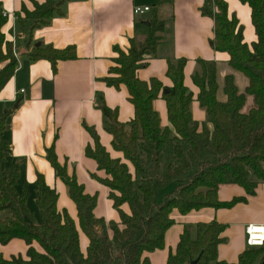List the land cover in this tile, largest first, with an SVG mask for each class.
I'll return each instance as SVG.
<instances>
[{"label":"trees","instance_id":"trees-1","mask_svg":"<svg viewBox=\"0 0 264 264\" xmlns=\"http://www.w3.org/2000/svg\"><path fill=\"white\" fill-rule=\"evenodd\" d=\"M34 3V10L23 8L17 22L25 32L24 45L31 43L33 29L47 25L54 13H61L60 0ZM250 8L251 23L256 40L249 46L243 41L242 27L237 18L228 15L223 0H205L201 13L213 19L211 47L226 52L229 65L242 72L248 85L239 92L233 76L224 78L225 101L216 97V62L197 59L191 74L198 88L196 101L206 115V123L199 126L193 119V94L183 82L184 58L167 62L166 76L172 85L165 86L157 78L149 81L137 77V69L145 66L146 56H153L163 40L164 20L158 11L148 19V30L141 38L133 37L127 52L119 51L116 65L109 68L104 80L109 86L124 84L134 116L119 122L117 109L109 108L101 94L96 107L104 116L105 130L112 135V147L123 158L111 157L91 127L94 146H87L85 154L94 159L105 176L97 179L109 189V198L118 211L119 222H106L96 217L93 209L96 195L84 192L65 164H60L54 145L46 156L55 175L66 185L70 199L76 206L80 230L87 236L83 253L74 219L65 209L58 210V193L37 175L35 203L41 222L34 223L27 207L29 189L19 181L18 167L11 162L9 143L1 138L5 118L0 115V243L13 238L26 245L25 257L13 255L0 264H150L145 252L163 248L164 233L171 226L170 213L177 209L185 214L203 207H230L244 198L228 202L218 200L217 188L223 183H235L253 194L258 183L264 182V0H240ZM16 15V13H15ZM7 17L0 9V91L13 76L18 64L13 55L12 41L1 31ZM26 24L27 27H26ZM32 60L45 58L56 71L57 60L75 58V49L50 45L33 48ZM253 105L243 111L247 96ZM165 101L168 125L162 126L153 101ZM18 184H23L21 190ZM170 189L161 200L156 199V188ZM127 204L129 212L121 209ZM195 236L183 230L175 252L169 254L166 264H264V245L247 246L235 263L217 259V245L221 242L223 223L215 220L195 225ZM111 231L109 236L108 231ZM36 242L39 249L33 246Z\"/></svg>","mask_w":264,"mask_h":264},{"label":"crops","instance_id":"crops-1","mask_svg":"<svg viewBox=\"0 0 264 264\" xmlns=\"http://www.w3.org/2000/svg\"><path fill=\"white\" fill-rule=\"evenodd\" d=\"M223 1L228 15H234L241 25L243 41L250 46L256 35L249 6L240 0ZM42 2L44 0H0L1 11L8 15L1 31L18 50L14 74L0 91V115L9 111L1 138L9 143V156L18 167L19 181L23 180L29 189L26 204L34 223L39 224L41 216L38 207H29L28 201L35 203V181L37 175H42L46 184L58 193V210L65 209L74 219L79 246L85 253L88 238L78 226L76 206L66 185L55 175L46 150L54 145L57 160L65 164L68 174L76 177L85 193L96 195L93 209L96 217L106 222H119L108 187L92 176L104 177L105 174L98 169L96 161L85 154L87 146H94V138L86 126L95 131L99 143L111 157L123 158L122 153L112 147V135L105 130L104 116L96 107L97 96L101 94L109 108L117 109L119 122L133 118L134 107L129 101L126 86H109L104 78L111 75L109 68L116 65L118 52H127L130 39H141L146 34L147 21L153 11H158L164 20L163 40L156 46L153 56H146L145 66L136 71L137 77L144 81L157 78L163 85L170 86L172 82L166 76L167 62L184 58L183 82L193 94L192 115L199 126L206 123L211 127V124L206 122L205 112L196 101L198 88L191 78L197 59L216 62V97L219 101L226 100L223 90L226 75L233 76L239 92L245 90L248 79L229 65L226 52L215 51L211 47L213 19L201 13L205 0H60L61 13H54L47 25L33 29L31 43L26 48V34L17 22V14L22 16L23 8L30 10L34 3ZM136 5H147L150 10L143 15H135L133 8ZM36 44L57 49L73 46L75 58L57 60L56 71L53 72L49 60L30 58L29 52L36 48ZM153 107L159 114L161 125H168L165 101L159 97L153 101ZM22 187L23 184H18L19 190ZM217 197L222 202L235 197L245 200L230 207H203L185 214L173 209L170 213L173 223L164 233L163 248L144 253L149 263L166 264L169 254L175 252L184 229L194 237L197 223L212 220L225 225L220 235L221 242L217 245V259L237 262L239 254L247 248L246 226L264 224V182L257 184L253 194H247L238 184L223 183L217 188ZM121 209L129 212L127 204H123ZM107 231L111 236V231ZM33 246L39 249L36 242ZM26 249V243L19 238L0 243V255L4 259L13 255L25 257Z\"/></svg>","mask_w":264,"mask_h":264},{"label":"built area","instance_id":"built-area-1","mask_svg":"<svg viewBox=\"0 0 264 264\" xmlns=\"http://www.w3.org/2000/svg\"><path fill=\"white\" fill-rule=\"evenodd\" d=\"M149 10H150V7L147 5H144V6L136 5L133 8V13L135 15H143ZM3 15L8 17L7 13H3ZM12 51H13V55L15 56L18 62V52H16L15 45ZM245 233H246V245L247 246H263L264 245V224H248L245 228Z\"/></svg>","mask_w":264,"mask_h":264},{"label":"rangeland","instance_id":"rangeland-1","mask_svg":"<svg viewBox=\"0 0 264 264\" xmlns=\"http://www.w3.org/2000/svg\"><path fill=\"white\" fill-rule=\"evenodd\" d=\"M57 0H55L54 2H56ZM34 6H33V8L32 9H30V10H28V11H33L34 10ZM13 43V42H12ZM14 45H16V44H13L12 45V49L14 48ZM18 50L16 49V52H17ZM251 105H253V101H252V97H250V96H247V99H246V102H245V104H244V106H243V111H246L248 108H249V106H251ZM170 188H169V186L168 187H166V188H162V189H160V188H156L155 190H156V199L157 200H161L162 198H163V196H164V194L169 190ZM28 205H29V207H34V208H36L37 206H36V204L34 203V202H31V200L29 199V201H28Z\"/></svg>","mask_w":264,"mask_h":264},{"label":"water","instance_id":"water-1","mask_svg":"<svg viewBox=\"0 0 264 264\" xmlns=\"http://www.w3.org/2000/svg\"><path fill=\"white\" fill-rule=\"evenodd\" d=\"M35 46L37 47V46H39V44H36ZM196 261H197V259H195V260L191 261L189 264H195V263H196Z\"/></svg>","mask_w":264,"mask_h":264}]
</instances>
